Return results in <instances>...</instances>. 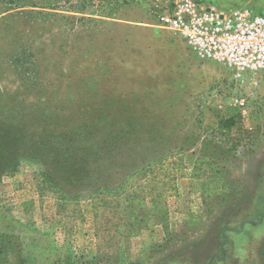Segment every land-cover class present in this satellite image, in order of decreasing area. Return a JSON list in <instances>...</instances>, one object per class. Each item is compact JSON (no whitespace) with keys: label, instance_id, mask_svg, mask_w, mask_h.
<instances>
[{"label":"rangeland","instance_id":"374dc122","mask_svg":"<svg viewBox=\"0 0 264 264\" xmlns=\"http://www.w3.org/2000/svg\"><path fill=\"white\" fill-rule=\"evenodd\" d=\"M175 1L0 0V264H264V74Z\"/></svg>","mask_w":264,"mask_h":264},{"label":"built area","instance_id":"2783aa9c","mask_svg":"<svg viewBox=\"0 0 264 264\" xmlns=\"http://www.w3.org/2000/svg\"><path fill=\"white\" fill-rule=\"evenodd\" d=\"M159 20L175 30L198 58L219 63L239 79L247 72L264 74V13L246 7L221 10L197 0H177Z\"/></svg>","mask_w":264,"mask_h":264},{"label":"trees","instance_id":"16d2710c","mask_svg":"<svg viewBox=\"0 0 264 264\" xmlns=\"http://www.w3.org/2000/svg\"><path fill=\"white\" fill-rule=\"evenodd\" d=\"M221 238H223V242L219 246V252L221 253V257L217 258L216 261L218 263H221L225 260V243L227 241V237L224 235V233H221ZM212 258V257H211ZM205 264H212L211 259H208Z\"/></svg>","mask_w":264,"mask_h":264}]
</instances>
